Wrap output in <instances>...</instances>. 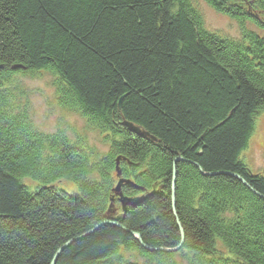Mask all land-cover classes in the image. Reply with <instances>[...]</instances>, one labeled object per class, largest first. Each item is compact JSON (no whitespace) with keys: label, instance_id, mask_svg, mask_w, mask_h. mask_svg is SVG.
Here are the masks:
<instances>
[{"label":"trees","instance_id":"1","mask_svg":"<svg viewBox=\"0 0 264 264\" xmlns=\"http://www.w3.org/2000/svg\"><path fill=\"white\" fill-rule=\"evenodd\" d=\"M204 1L264 29V0ZM251 34L248 47L208 34L191 0H0V264H52L80 237L56 264H139L125 253L175 264V254L148 250L175 249L181 229L190 264H213L217 241L238 260L218 264H264V200L234 177L264 197V179L239 161L264 110V40ZM13 65L58 75L61 105L119 138L110 155L93 162L15 114L3 88ZM118 158L122 177L143 187L122 193L146 197L119 218L110 208ZM65 180L80 195L52 188Z\"/></svg>","mask_w":264,"mask_h":264},{"label":"rangeland","instance_id":"2","mask_svg":"<svg viewBox=\"0 0 264 264\" xmlns=\"http://www.w3.org/2000/svg\"><path fill=\"white\" fill-rule=\"evenodd\" d=\"M191 3L199 12L203 27L208 34L216 36L221 40H230L241 43L246 42L247 47V40H249V38H244L246 34L250 35L253 33L251 34L252 36L255 35L264 40V29L257 27L254 23L245 21L243 24V22L232 19L226 14L217 13L204 0H191ZM261 22L264 23L263 15L261 17ZM1 69L2 68L0 67V70ZM10 69L14 71V73L11 75L9 82L3 85L4 91H7L11 95L12 104H14L13 107H15L14 113H26L36 131L49 137L58 136L61 140L65 139L63 141H67L73 145H81L89 152L93 162L103 161L110 155L113 147L112 140L117 143L120 142L118 140L119 138L106 135L97 128L94 129V126L91 127L88 119L78 112H75L74 109L71 110L70 107H64L61 105L59 101L60 94L58 93L60 87L58 84L60 82L58 75L45 70L20 74L17 73L16 70L22 69L25 71V69L19 65H13ZM122 102H120V105H122ZM126 123L127 122H122L121 126L124 128L132 126ZM254 124L255 128L253 134L249 139L247 148L241 153L239 161L243 163L250 177H261L264 179V110L256 115ZM126 129L133 134V131H130V127H127ZM136 133L139 134L138 137L147 140L151 139V137L141 129L135 131V136H137ZM120 162L121 159L118 158L117 169H121ZM174 167L176 168V166ZM113 175L114 177L119 176H115V174ZM217 175L219 174H213L211 176ZM234 177L248 190L254 193V195L259 196V198L264 200V197L255 192L246 180L238 176ZM93 178H96V176ZM26 183L32 187L35 186L33 182L27 181ZM55 186L57 187V190L67 192L72 196L79 194L77 187L71 182L65 181L62 183L61 181L57 182ZM115 191H117V189H115ZM118 192L120 195L121 191ZM117 193L116 195H118ZM114 199H117V197ZM113 204L110 208H113L118 218L121 217L123 211L119 200H115ZM231 207L233 206H230L226 217L233 221L236 220V218L235 215H233L235 213ZM235 208H238V205H236ZM182 235L184 237L183 232ZM81 239L83 238L80 237L79 239L72 241L71 244L69 243L70 246ZM69 244L65 247L68 248ZM124 255L125 257L132 258V260H135L140 264H148L146 260L139 255L128 253H125ZM215 259L216 260L213 259V264H218L222 260H232L233 262L238 261L235 256L229 253V250L221 241H217ZM173 261L175 264H190L189 254L185 252L180 253L179 251L175 254Z\"/></svg>","mask_w":264,"mask_h":264},{"label":"bare ground","instance_id":"3","mask_svg":"<svg viewBox=\"0 0 264 264\" xmlns=\"http://www.w3.org/2000/svg\"><path fill=\"white\" fill-rule=\"evenodd\" d=\"M59 90H58V93L60 94V91L62 90V88L63 87H65V83L63 82V80L59 77ZM126 124H129V125H132L133 127H131L130 128V131H133V134L135 135V131H138V130H140V127H138V126H135L134 124H132V123H126ZM128 127V126H127ZM126 127V128H127ZM125 128V129H126ZM128 130V129H127ZM143 131V130H142ZM136 135L137 136H139V134L138 133H136ZM150 140H152V138L150 139ZM154 142H155V140H153ZM123 170H121V169H116L115 170V172H114V174L115 175H119V176H116V181H117V185L115 186V189H117V191H115L116 193L118 192V191H121V194L119 195V192L117 193L118 195H116V197H117V199L116 200H119V202H120V205H121V208H122V215H124L125 213H126V210H127V208L129 207V206H136V205H139L140 203H142L143 202V200H144V197L142 196V197H129V196H126L125 194H124V192H125V190H126V188H131V189H134L135 188V190L137 189V190H143L142 188V186L140 185V184H137L136 182H134L133 180H130V179H126V178H124V177H122L123 176ZM176 175H177V172H176V168L174 167L173 168V176H175L176 177ZM27 181H29V182H33L34 184H35V186H30V185H27ZM66 181V180H65ZM65 181H62V183L63 182H65ZM129 181V182H128ZM22 185H23V187H25V188H28L30 191H36V190H38L41 186L34 180V179H31V178H24V179H22ZM61 182V181H60ZM67 182H68V180H67ZM75 185V184H74ZM52 187V186H51ZM142 187V188H141ZM52 188H55L56 190H57V187L56 186H54V187H52ZM125 188V189H124ZM173 188H175L176 189V183H175V185H173V183H172V191H173ZM78 189V188H77ZM124 189V192L122 193V190ZM78 191H79V189H78ZM64 193H66L67 195H70V194H68L67 192H64ZM152 193L153 194H157L158 192H151V194H148V196L147 197H150V196H152ZM163 192H159L158 193V195H161ZM78 195H80V192H79V194ZM70 196H72V195H70ZM75 196H77V195H75ZM175 197H176V192H175ZM146 198V197H145ZM171 198H172V202H173V193L171 192ZM124 202V203H123ZM121 203H123V204H121ZM111 219H114V218H111ZM117 220V219H116ZM182 230H181V234H182ZM184 233V232H183ZM138 238H139V236H137ZM183 237V236H182ZM138 242L140 243V244H142V240H141V238H139V240H138ZM184 244H185V242H184V237H183V241H182V243L178 246V247H176L175 249H172L173 251H171V253L172 254H176V253H178L183 247H184ZM149 250H151V252L152 253H159L160 251L158 250V249H149ZM148 250V251H149ZM122 252H124V250L122 251ZM140 264V263H139Z\"/></svg>","mask_w":264,"mask_h":264},{"label":"water","instance_id":"4","mask_svg":"<svg viewBox=\"0 0 264 264\" xmlns=\"http://www.w3.org/2000/svg\"><path fill=\"white\" fill-rule=\"evenodd\" d=\"M128 127H132V126H128ZM175 183H176V177L174 176V178H173V185H175ZM175 192H176V189L175 188H173V191H172V193H173V210L175 211V206H176V197H175ZM124 203V202H123ZM122 203V204H123ZM183 236V235H182ZM71 244V243H70ZM70 244H69V246H70ZM68 246V247H69ZM66 249V247L65 248H63V249H61L60 251H59V253L57 254V256L54 258V261H53V263L52 264H56L57 263V261H58V259H59V257H60V255L63 253V251ZM150 252H151V250H149ZM160 252H165V253H171V251H173V250H159Z\"/></svg>","mask_w":264,"mask_h":264}]
</instances>
